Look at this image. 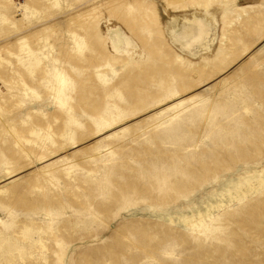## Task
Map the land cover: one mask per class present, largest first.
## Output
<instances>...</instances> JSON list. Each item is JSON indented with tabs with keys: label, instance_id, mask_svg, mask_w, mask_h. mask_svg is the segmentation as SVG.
Here are the masks:
<instances>
[{
	"label": "rangeland",
	"instance_id": "374dc122",
	"mask_svg": "<svg viewBox=\"0 0 264 264\" xmlns=\"http://www.w3.org/2000/svg\"><path fill=\"white\" fill-rule=\"evenodd\" d=\"M0 264H264V0H0Z\"/></svg>",
	"mask_w": 264,
	"mask_h": 264
},
{
	"label": "bare ground",
	"instance_id": "6f19581e",
	"mask_svg": "<svg viewBox=\"0 0 264 264\" xmlns=\"http://www.w3.org/2000/svg\"><path fill=\"white\" fill-rule=\"evenodd\" d=\"M200 9H202V8H200ZM207 9H208V8H207V5L204 6L203 13H201L200 17H202V16L204 17V16H205V13H206V16H210V13H209V11H208ZM180 12H181V11H180ZM194 12L197 13V11H194ZM198 12H199V11H198ZM196 13H195V14H196ZM195 14H194V15H195ZM199 14H200V13H199ZM195 16H196V15H195ZM196 17L199 18L198 15H197ZM201 29H202V31H204L203 29H205V27H201ZM202 31H201V32H202ZM115 47H116V51H117L118 46H117V45H114V48H115ZM170 107L173 108V107H175V106H174V105H171V106H169V108H170ZM110 126H111V125H107V126L105 127V129L109 128ZM117 127H118V126H117ZM112 128H113V127H112ZM98 137H99V136H98ZM16 142L19 143V142H20L19 139H17ZM23 151H25V150H23ZM27 155H28V153H27ZM40 160H41V159H40Z\"/></svg>",
	"mask_w": 264,
	"mask_h": 264
}]
</instances>
